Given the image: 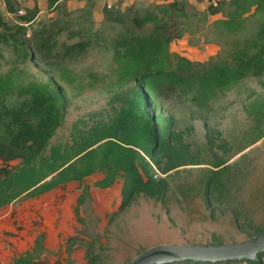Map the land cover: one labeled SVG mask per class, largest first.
Masks as SVG:
<instances>
[{"label": "rangeland", "instance_id": "1", "mask_svg": "<svg viewBox=\"0 0 264 264\" xmlns=\"http://www.w3.org/2000/svg\"><path fill=\"white\" fill-rule=\"evenodd\" d=\"M6 1L12 12L2 14L11 30L0 29L3 122L10 111L46 107L57 89L65 101L64 120L51 144L68 143L74 124L87 127L112 118L139 91L135 83L118 85L121 68L114 49L123 37L157 31L168 38L172 56L188 60L184 74L191 89L160 100L155 113L173 121L169 130L180 132L183 143L200 155L201 165L169 173L165 203L139 196L122 212V180L101 190L94 187L99 174L34 199L21 198L0 210V264H12L27 253L49 264H86L87 246L100 264H127L154 245L238 243L246 240L239 224L264 228V69L248 70L225 95L207 97L197 89L199 78L214 67L234 70L247 60L264 63V12L251 8L243 28L228 33L219 22L231 0H222V15L206 12L208 0H176L109 11L111 16L104 13L97 23L87 11L69 13L63 5L39 19L37 11L20 15L12 0ZM134 14L153 21L135 29ZM82 41L88 45L83 53L67 51ZM0 134L6 138L7 129ZM215 157L227 161V170L220 178L222 188L211 192L206 203L205 183Z\"/></svg>", "mask_w": 264, "mask_h": 264}, {"label": "trees", "instance_id": "2", "mask_svg": "<svg viewBox=\"0 0 264 264\" xmlns=\"http://www.w3.org/2000/svg\"><path fill=\"white\" fill-rule=\"evenodd\" d=\"M157 1L171 5L176 3V0ZM212 1L208 0L210 6L206 12L211 16L222 15V0L214 1L215 6ZM231 1L230 11L224 13L219 22L228 33L243 28L244 16L251 8L254 12H264V0ZM6 5L11 12L8 1ZM105 14L111 16L109 11ZM23 19L30 21L28 18ZM130 21L135 29H141L153 19L149 15L134 14ZM0 29L11 30L1 13ZM87 46V42L82 41L71 45L67 51L83 53ZM113 58L121 68L118 85L135 83L139 91L112 118L97 120L87 127L74 124L68 143L51 144L64 120L65 101L59 89L46 107L39 104L27 111H10L6 113L7 123L0 117V132L7 129L6 138L0 134V210L21 198L34 199L70 183L82 184L86 178L95 174L102 176L94 182V187L101 190L111 187L118 177L122 180L120 212L139 196L165 203L170 185L166 177L172 175L169 173H177L182 167L201 165L200 155L193 153L190 146L183 143L180 132L169 130L173 121L155 113L160 107V100L178 95L179 90L186 94L190 91L191 83L184 74V65L188 60L176 54L172 56L168 38L157 31L142 37H123L113 51ZM261 68L264 69V63L256 61V64H252L248 60L241 62L234 70L214 67L197 81L198 93L207 97L225 95L241 81L248 70L258 69L262 72ZM31 116L34 120H31ZM18 160L17 167L9 166L10 162ZM226 163L224 159L216 157L209 163L204 192L206 203L211 192L222 188L220 178L227 170ZM78 201L82 202L81 195ZM238 227L242 231L246 230V240L264 234V228L251 223L239 224ZM41 242V236L35 240L37 254L42 251ZM218 243L214 241L207 245ZM85 258L86 264H100L91 246L86 247ZM241 263L264 264V251L257 254L255 261L186 260L163 264ZM12 264L49 263L27 253L14 258ZM53 264L61 263L55 261Z\"/></svg>", "mask_w": 264, "mask_h": 264}, {"label": "water", "instance_id": "3", "mask_svg": "<svg viewBox=\"0 0 264 264\" xmlns=\"http://www.w3.org/2000/svg\"><path fill=\"white\" fill-rule=\"evenodd\" d=\"M264 251V234L231 244L179 245L158 244L136 255L128 264H163L180 261L216 262L228 260L255 261Z\"/></svg>", "mask_w": 264, "mask_h": 264}, {"label": "crops", "instance_id": "4", "mask_svg": "<svg viewBox=\"0 0 264 264\" xmlns=\"http://www.w3.org/2000/svg\"><path fill=\"white\" fill-rule=\"evenodd\" d=\"M15 8L27 13L29 11H37L38 19L44 17L48 12H57L58 7H62L69 13H77L78 11H87L90 13V19L93 23L97 20H104L106 11H121L126 7L134 6L137 10L147 8L157 0H12ZM120 4V5H119ZM11 9V7H10ZM87 9V10H86ZM89 9V10H88ZM0 13H8V7L5 0H0ZM248 264V263H241Z\"/></svg>", "mask_w": 264, "mask_h": 264}, {"label": "clouds", "instance_id": "5", "mask_svg": "<svg viewBox=\"0 0 264 264\" xmlns=\"http://www.w3.org/2000/svg\"><path fill=\"white\" fill-rule=\"evenodd\" d=\"M19 11H21V10H19ZM19 11H18V12H19ZM11 12H12V11H11ZM11 12L8 11V13H11ZM18 12H17V13H18ZM21 12H22V14H23V11H21ZM22 14H20V15H22ZM11 15H15V14H10V15H8V16H11Z\"/></svg>", "mask_w": 264, "mask_h": 264}, {"label": "built area", "instance_id": "6", "mask_svg": "<svg viewBox=\"0 0 264 264\" xmlns=\"http://www.w3.org/2000/svg\"><path fill=\"white\" fill-rule=\"evenodd\" d=\"M212 4H213L214 6L216 5V3H215L214 1H212ZM18 13H19V14H22L21 11H19Z\"/></svg>", "mask_w": 264, "mask_h": 264}]
</instances>
